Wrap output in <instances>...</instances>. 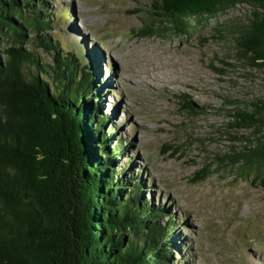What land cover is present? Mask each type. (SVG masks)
Masks as SVG:
<instances>
[{
  "label": "rangeland",
  "instance_id": "rangeland-1",
  "mask_svg": "<svg viewBox=\"0 0 264 264\" xmlns=\"http://www.w3.org/2000/svg\"><path fill=\"white\" fill-rule=\"evenodd\" d=\"M42 1L48 26L25 27L22 45L48 70L51 87L55 56L90 72L109 147L120 151L113 172L140 184L156 220L171 219L169 264H264V168L244 176L219 160L252 139L251 127L229 123L233 112L264 98V72L236 48L252 5L198 16V26L190 17L184 35L138 36L150 0ZM38 35L57 53L38 47ZM10 43L0 37V48Z\"/></svg>",
  "mask_w": 264,
  "mask_h": 264
},
{
  "label": "trees",
  "instance_id": "trees-1",
  "mask_svg": "<svg viewBox=\"0 0 264 264\" xmlns=\"http://www.w3.org/2000/svg\"><path fill=\"white\" fill-rule=\"evenodd\" d=\"M150 2L138 36L184 35L190 17L198 26V16L252 5L236 48L264 72V0ZM43 3L0 0V37L11 42L0 48V264H169L171 219L156 220L140 197V184L113 172L120 151L109 147L111 127L99 113L90 72L55 56L51 87L48 70L22 45L25 27L40 32L48 26L39 19ZM36 37L38 47L57 53L54 44ZM229 123L251 127L252 139L219 160L236 165L241 175H257L264 168V98L237 107Z\"/></svg>",
  "mask_w": 264,
  "mask_h": 264
}]
</instances>
